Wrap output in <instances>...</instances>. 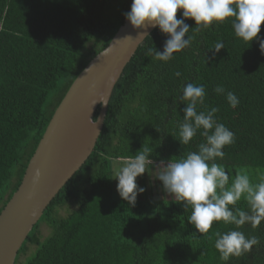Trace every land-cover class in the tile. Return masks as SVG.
I'll return each instance as SVG.
<instances>
[{
    "label": "trees",
    "instance_id": "16d2710c",
    "mask_svg": "<svg viewBox=\"0 0 264 264\" xmlns=\"http://www.w3.org/2000/svg\"><path fill=\"white\" fill-rule=\"evenodd\" d=\"M131 4L0 0V213L20 186L56 108L111 42ZM185 22L195 27L194 19ZM188 35L193 36L191 46L167 63L147 55L149 48L164 50L167 36L159 28L139 47L114 88L94 151L35 224L16 264H264V222L256 229L247 223L239 228L260 243L223 262L214 233L234 230V225L214 221L202 235L188 222L191 208L185 210L173 197L145 189L129 206L115 188L113 163L133 158L143 146L150 150V162L160 166L196 151L204 141L197 133L182 146L172 135L178 138L186 107L178 97L190 82L206 88L205 105L198 110L217 107L218 122L235 134V142L223 149L224 159L216 161L232 169L230 180L243 170L255 184L264 173V53L259 41L236 37L230 20L210 30L190 29ZM258 35L264 38V24ZM217 41L225 48L214 54L209 48ZM217 85L237 95L236 108L226 93L214 91ZM158 186L164 190L162 181ZM63 207L70 211L60 216ZM235 207L247 210V203L241 199Z\"/></svg>",
    "mask_w": 264,
    "mask_h": 264
},
{
    "label": "clouds",
    "instance_id": "9594fccd",
    "mask_svg": "<svg viewBox=\"0 0 264 264\" xmlns=\"http://www.w3.org/2000/svg\"><path fill=\"white\" fill-rule=\"evenodd\" d=\"M178 10H182L179 19ZM125 17L136 29L146 25L158 26L166 34L163 51L149 48L147 52L151 58L165 63L175 58L174 53L191 46L193 36L188 35L190 29L195 32L210 30L214 24L219 26L229 20L236 37L245 43L258 40L264 53V38L258 35L264 24V0H132L131 11L126 12ZM187 18L194 19V28L185 22ZM223 48V41H217L209 49L217 54ZM175 76L179 77L181 73L176 72ZM214 91L218 95L226 93V100L232 108L239 105L237 95L226 91L223 85H217ZM205 98V85L190 82L183 86V94L178 100L186 107L183 108V120L178 124V138L176 134L172 135L182 146L189 145L197 133L204 137V141L197 145L196 151H189L177 160L161 161L162 170L156 178L162 181L167 194L176 202H182L185 210L191 208L188 222L198 233L207 235L214 221L235 226L234 230L214 233V246L220 253V260L228 262L232 257L251 252L253 246L260 243L258 237H246L238 229L246 223L256 229L264 222V173L255 184L243 170H237L230 180L232 169L216 161L217 158L224 159L223 149L235 142V134L218 122L217 107L198 110L199 106L205 105ZM98 100L108 103L106 97ZM142 149L133 158L125 159L114 173L118 180L117 192L129 206H135L138 194L145 191L138 186L137 177L145 173L150 163V150L144 146ZM241 199L246 201L247 210L235 207Z\"/></svg>",
    "mask_w": 264,
    "mask_h": 264
},
{
    "label": "water",
    "instance_id": "95a60500",
    "mask_svg": "<svg viewBox=\"0 0 264 264\" xmlns=\"http://www.w3.org/2000/svg\"><path fill=\"white\" fill-rule=\"evenodd\" d=\"M157 28L146 25L136 29L125 19L108 46L70 86L30 159L20 186L0 213V264H16L35 224L94 151L116 84L139 47ZM101 97L108 98V103H101Z\"/></svg>",
    "mask_w": 264,
    "mask_h": 264
},
{
    "label": "rangeland",
    "instance_id": "374dc122",
    "mask_svg": "<svg viewBox=\"0 0 264 264\" xmlns=\"http://www.w3.org/2000/svg\"><path fill=\"white\" fill-rule=\"evenodd\" d=\"M123 161H115V163H113L114 173H115V170L118 167L122 166V162ZM149 164H153L154 167L151 168L150 165H147V169L149 171L146 170L144 174H142L141 176H138L137 177V184H138V186L139 187H143L144 189H147V191H150L151 190V192L154 195L156 193H158L159 195L164 196L165 198H168V199L171 198L172 196L170 194H167L164 190L162 191L161 188L158 186V183L160 182V180L158 178H156V177H157L159 171L162 170L161 169V166H159V164H157V163L154 164L152 162H150ZM147 175L149 176V178H147ZM117 183H118V180L115 178V188H116V191H117ZM142 193L144 195V192H142ZM142 193H140V194H142ZM140 194H138V196H140ZM118 195H119V193H118ZM118 197H120V195ZM73 207H74V205H72L70 207V209L73 208ZM70 209H69V207H63V208H61L59 210V215L60 216L67 215V213L70 211ZM43 227H45V226H43ZM48 233H49L48 230H46L44 228V235L46 236V235H48ZM33 250H34V248L31 247L28 250V252L24 256H22V260L25 259Z\"/></svg>",
    "mask_w": 264,
    "mask_h": 264
}]
</instances>
